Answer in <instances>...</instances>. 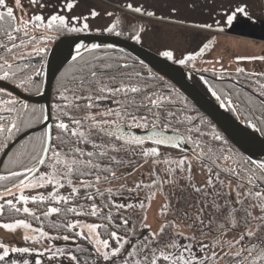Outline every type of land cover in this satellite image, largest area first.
I'll list each match as a JSON object with an SVG mask.
<instances>
[{
  "label": "snow or ice",
  "instance_id": "obj_1",
  "mask_svg": "<svg viewBox=\"0 0 264 264\" xmlns=\"http://www.w3.org/2000/svg\"><path fill=\"white\" fill-rule=\"evenodd\" d=\"M33 7H48L41 3V0H28ZM14 4V6H13ZM76 7V0H62L60 11L54 12L47 17L42 14H32L27 19L24 18L27 13L24 11L22 0H0V81L10 82L16 89L28 93L35 89L39 92V86L33 76L28 73L31 65L26 61V57L33 54L41 55L47 51L46 47L36 46V42H47L57 35L64 33H87L91 31L87 22L89 16H66L61 12L71 13ZM127 9L133 13L143 14L153 17V11H147L143 6L134 7L131 3L126 5ZM20 10V16H17L16 10ZM175 11V9H173ZM237 13L248 15L244 7L237 6L235 12L227 15V24L231 25L236 18ZM95 18L99 13L92 10L89 14ZM107 15L111 16L112 13ZM163 19V17H159ZM180 23H183L181 21ZM219 23V22H217ZM121 20L117 18L104 31L114 33L116 36H123L126 33L123 30L118 31ZM193 28L211 29L212 25L207 23H194ZM43 30L39 37L35 35ZM134 34L130 38L136 43L141 42L142 27L131 26ZM212 41L204 43L198 51L192 54H182L177 58L173 50H162L159 55L167 61L174 64L188 67L198 57H202L211 46ZM31 47L30 52L24 50ZM112 49V44H87L84 42L75 43V54L71 55V61L74 66L82 62V66L76 68L79 75L73 73L69 78L74 82L72 87H63L58 89V99L63 104L53 105L56 116L53 118L51 113L44 105H30L19 96L6 92L0 87V151L8 147V142L12 141L22 131L37 126H43L38 133L27 137L26 140L14 151L5 162L7 174L0 175V182H11L9 187L7 183L0 185L3 191L0 197L11 196L13 199H6L0 203V216L5 211L12 215L24 214L33 220L40 221L41 217L27 207L29 202L36 204L63 205V207L49 206L42 213L44 219L52 215L66 217L69 214L76 216L97 217L101 223H84L79 220L74 222H51L49 227L54 230L64 229L66 232H72L73 237L65 234L63 236L50 235L43 226L33 227L26 219H16L14 222H0V229L11 234V239H22L26 246H15L0 240V264H43L44 257L47 256L49 264H54L60 257L80 264V257L73 254L72 251L65 248L56 247L52 241L63 239L68 241L73 238H83L92 245V252L87 248L77 246V251L82 254L84 264H99L102 260L104 264H219L220 260H225L227 264H264V160L251 157H240L233 153L231 149L225 148L224 138L216 133L213 127L209 132L201 130L200 126L193 123L194 117L184 115L180 119L177 112L171 109L176 104V100L171 93L152 91L147 89L149 85L147 80L158 79L154 75L144 76L141 72L127 73L120 72L122 68H128L127 63L116 64L107 63L112 59L107 54L92 55L91 59H85L83 53L94 54L101 48ZM122 59V58H121ZM245 59V58H237ZM247 59H261L264 56L251 57ZM102 61H105L102 63ZM99 69L100 71H97ZM107 70H114L120 76L119 86H116V74L110 76L108 80L103 77ZM150 72V70H149ZM236 74H246L245 69L237 67ZM35 75L39 76L40 71L35 70ZM225 75L231 76L221 68V75L217 79L222 80ZM248 76H256V73H247ZM264 76V74H260ZM203 79V78H202ZM127 81V82H126ZM67 83V81H65ZM260 88L259 95L264 97V83L255 81ZM204 84L208 85L207 91L219 103V107L230 111L236 115L238 120H242L246 126L254 131L264 135V127L258 126L250 117L242 115V109L232 99V95L224 90L214 88L207 80ZM158 86V85H157ZM155 87V86H154ZM230 87L236 88L233 84ZM87 91L89 95H77V92ZM235 92L239 99L241 92ZM72 96L69 97L68 93ZM137 96H140L137 102ZM6 97V98H5ZM122 97V99H116ZM246 103L253 106L255 110V98L245 94ZM112 99L116 107L104 106L103 110L92 112L94 108H100L97 101ZM80 100H86L87 103L81 105ZM260 106L264 108V99L260 100ZM88 109L83 118L73 116L67 109L81 107ZM187 105H185V108ZM140 109H145V114L138 115ZM183 109L181 110V113ZM68 119V123L64 118ZM97 117H101L98 119ZM54 119V123L51 122ZM264 125V112L255 118ZM205 123L201 119V125ZM176 125H185L184 133ZM142 129L145 134L137 135L133 130ZM55 130V134H54ZM171 132V134H169ZM196 135H193V134ZM210 136L209 141L203 137ZM146 142H150L151 147H145ZM212 142H220L219 147H214ZM182 144L192 146V157L200 161L207 170L209 176L205 186H197L192 182V162L188 156L179 160H171L165 156L160 160V148L171 147L178 148ZM80 145H90V151H87ZM139 149L137 153L135 149ZM129 152L131 155H140L145 163L151 159L153 164L151 176L154 177L151 183L145 184L142 180L137 182L133 188L126 190L139 192L147 189L145 196L146 204L142 200L139 204H118L112 200L113 196H119L123 193L126 186L113 192L111 188L101 189V183H108L113 179H121L117 176V168L112 165L132 166V161H125L118 157L120 152ZM107 160L105 164L103 161ZM164 163L168 165L164 171L167 178L160 179L156 171V165ZM20 170H12V168ZM142 166V165H141ZM187 166V168L185 167ZM41 168L47 171H41ZM186 176L181 178L189 182V186L197 194L207 195L206 188L215 187L219 184L221 188L227 187V193L216 192L212 200V212H208V204L197 199L196 203L201 207L197 213L196 221L187 224V228L192 230L196 228V222L205 225L204 215L207 213L208 221L204 228L200 229L201 237L212 235L210 243L205 244L202 240H197L196 236L187 235L179 231V225L176 219L164 220L157 231H152L151 226L141 222L140 228L135 225L130 227V217L120 216V223L114 220L115 215L120 214V210L140 209L146 213L151 201L155 199L157 192L165 195L160 215H172L176 217V212L172 210L170 202L167 201L163 187L166 184H172L178 187V178L176 172ZM221 176L227 178L221 179ZM235 180V188L231 182ZM69 187L71 191L68 195L61 194L60 189ZM51 187L52 191L46 195L37 193L35 195H25V190H37ZM80 188H84V199L92 201L89 205L69 206L75 199L80 198ZM16 189V192H13ZM240 189H244L243 192ZM91 190V191H89ZM184 191V189H181ZM235 192L237 199L231 200V194ZM107 194V197H106ZM227 195L229 198L224 204L217 202L216 197ZM99 196L102 205L95 203ZM177 199V203H179ZM15 201V202H14ZM245 201L248 203L246 204ZM18 205H21L18 207ZM103 208H107L105 213ZM258 208L260 215H253V209ZM188 220L187 212H182L180 217ZM147 216H144V220ZM255 221V223H253ZM173 229V239L169 242H162L161 237L165 235L166 229ZM123 230L126 235H120ZM213 228L215 232H213ZM76 229H80L76 231ZM143 229H148V234L143 235ZM22 232V235H21ZM232 233V239L221 240L220 237ZM107 237V238H104ZM175 237H182L189 241L181 245ZM47 241L48 243H45ZM110 241L115 242L113 246ZM192 241H195L199 247L194 250ZM156 245V246H153ZM39 246V247H37ZM219 248L217 252L215 249ZM212 249L209 254L208 249ZM196 251L202 253L197 256ZM35 256L34 259L31 257Z\"/></svg>",
  "mask_w": 264,
  "mask_h": 264
},
{
  "label": "rangeland",
  "instance_id": "obj_2",
  "mask_svg": "<svg viewBox=\"0 0 264 264\" xmlns=\"http://www.w3.org/2000/svg\"><path fill=\"white\" fill-rule=\"evenodd\" d=\"M24 4V11L27 15L24 16L25 19L32 14H42L48 16L54 12L60 11L62 8V0H41V3L48 5V7L40 8L39 6L33 7L29 4L28 0H22ZM131 3L134 7L143 6L147 11H153L155 15L153 17H148L143 14L133 13L127 9L126 5ZM14 6V4H13ZM237 6L244 7L248 15L242 13H237L236 18L234 19L231 25L227 24V15L235 12ZM175 9V11H173ZM92 10H95L99 15L95 18H92L89 14ZM112 13L111 16L107 15ZM17 16H20V10H16ZM66 16H89L87 22L90 25L91 31L87 33L80 34H109L104 31L108 26H110L117 18L121 20V25L118 27V31L123 30L126 35L121 37L130 38L132 33L131 26L134 24L137 28L142 27L144 31L141 33V42L134 43L139 44L150 51L159 55L162 50L170 49L173 50L177 58H181L182 54H192L199 50L204 43L212 41L211 46L207 49L202 57H198L195 61L189 64L188 69L200 74L209 84H213L209 78H205L210 75H215L218 77L221 75V68L225 71H233L237 67L245 69V73H256V76H251V79H258L260 83H264V60L261 59H247L251 57H261L264 56V0H76V7L71 13L61 12ZM159 17H163L160 19ZM183 21V23H180ZM219 22V23H217ZM194 23H207L211 24V29H200L191 27ZM43 30L35 33L37 37L40 36ZM50 35H57L51 33ZM77 35L76 33H64L57 36H69ZM109 35H115L114 33ZM54 43V39H50L47 42H36V46L46 47L47 51L41 55L33 54L31 57H26L25 62L41 60L44 64L34 65L29 63L31 67L27 70L35 79L38 80L37 84L39 88H42L43 77H44V66L45 60L49 48ZM31 45L26 48L25 52L31 51ZM245 58V59H237ZM182 66V65H181ZM185 67V66H184ZM35 70L40 71V75H35ZM136 72H141L142 74H148L145 69H138ZM246 74H241L242 76ZM155 82V81H154ZM205 85V84H204ZM201 86V85H200ZM259 87L258 85H256ZM153 91L163 92L165 94L171 93L176 104L171 107L170 110L178 113L180 119H183L184 115H190L194 119L193 123L201 127V130L204 132H209L215 126L212 124L204 123L201 125L202 115L196 111V108L191 107V105L186 102V98L182 95H179L177 90L175 91L172 87L164 86H152ZM34 90V89H33ZM33 90L31 92H33ZM232 95V98L236 101L237 104L246 105L245 108H251L252 113L256 110H253V106H250L246 103L245 95H240L237 99L234 92H229ZM181 94V93H180ZM101 105L100 108L92 109V112H98L103 110V104L100 101H97ZM256 104V101H255ZM185 105L187 107L185 108ZM240 105V104H239ZM243 109L244 106H241ZM116 107V106H108ZM255 107V106H254ZM174 108V109H173ZM177 108L179 109L177 111ZM183 112L181 113V110ZM71 112L72 115L79 111V109L71 108L67 109ZM80 112V111H79ZM88 112V109H81L79 113L80 116L84 117ZM246 113V112H245ZM234 114V113H233ZM247 114V113H246ZM235 115V114H234ZM247 116H249L247 114ZM100 119L101 117H97ZM200 120V122H199ZM205 121V120H204ZM185 129V125H182ZM34 128V127H33ZM216 133L220 134L226 144L223 146L225 148L231 149L233 153L239 154L240 157H243L241 153L234 148L231 143L224 137V135L214 127ZM29 129V128H28ZM31 129V128H30ZM184 129L181 133H184ZM137 131H144L142 129H134ZM193 135H196L195 133ZM205 141L210 140V136L203 137ZM214 147H219L220 142H212ZM152 145L146 144L145 147H151ZM191 146V145H189ZM192 147V146H191ZM138 153L139 149H135ZM160 160L163 161L165 156L169 157L171 160H179L184 156H188L192 162V182L197 186H205L208 180V172L201 164L200 161L195 160L190 157L187 153L182 154L179 151L160 148ZM119 158L127 161H132V166H118L117 176L122 177L121 179H113L108 183H101L99 187L103 189L111 188L113 192L117 191L121 185H125L126 188L123 193L119 196H113L112 200L118 204H139L142 200L147 204L148 201L145 200V196L148 193L147 189L140 190L139 192L129 193L126 189L133 188L135 184L139 181H143L145 184L151 183L153 176L150 175L153 169V164L151 159L145 163L144 159L140 155H131L129 152H120L118 154ZM142 165V166H141ZM168 165L160 163L156 165V171L160 179H166L167 175L164 169ZM187 168V166H185ZM17 169V168H13ZM43 171H47L44 169ZM188 175L187 172L184 174L179 171L176 172L178 178V187H174L172 184H166L163 187V192L166 194L167 201L170 202V207L172 210L179 209L180 211L176 212V217L172 215L161 216L160 211L165 203V195H162L160 192H157L154 200L151 201L150 206L147 208L146 213L142 212L140 209L135 210H124L121 209L120 212L122 216L130 217V221L133 225L137 222L139 229L141 222L146 223L151 226L152 231H157L160 225L164 220L176 219V223L179 225V231L184 232L187 235H195L197 240H202L203 243L208 244L213 239L212 235L201 237L200 229L204 228L207 225L208 215H204L205 225H200L196 222V229H188L187 224L196 221L197 213L201 207L200 204L196 203L198 197L200 200L208 204V212H212V200L216 192H224L225 188H221L220 185L206 188L207 195L203 192L197 194L189 186V182L181 178L182 176ZM226 178L221 176V179ZM225 183H228L227 178ZM232 185V182H231ZM184 189V191H181ZM229 191V190H228ZM183 197L185 199H183ZM187 197V198H186ZM179 203H177V199ZM218 197H216V200ZM187 212L189 215L188 220H183L180 218L182 213ZM147 216V219L144 220V216ZM85 223V222H84ZM80 229H77L79 231ZM214 230V228H213ZM173 229L171 227L166 229V233L161 237L162 242H169L173 239L172 236ZM143 234H148V229H143ZM22 235V232H21ZM228 235V234H227ZM11 234H8L6 231L0 229V240L7 242L9 244H14L15 246H26L25 242L22 239H11ZM166 237V241H165ZM168 239V241H167ZM179 240L181 245L188 243L182 237H175ZM224 240V239H221ZM47 243V242H45ZM194 250L199 247V245L192 241ZM57 243H55V246ZM156 246V245H153ZM39 247V246H37ZM217 252L219 248L215 249ZM212 249H208L209 254ZM196 255L200 256L202 253L196 251ZM35 256L31 257L34 259ZM74 264V262L68 260L65 257H60L54 264ZM223 259L219 261V264H223ZM43 264H49L47 256L44 257Z\"/></svg>",
  "mask_w": 264,
  "mask_h": 264
},
{
  "label": "water",
  "instance_id": "obj_3",
  "mask_svg": "<svg viewBox=\"0 0 264 264\" xmlns=\"http://www.w3.org/2000/svg\"><path fill=\"white\" fill-rule=\"evenodd\" d=\"M52 36L56 38V41L49 48L46 56L43 85L39 93L35 95H25L14 86L4 81H0V87H3L6 91L11 92L15 96H19L27 103L44 105L49 113H51L50 99L53 82L60 71L72 62L70 54H75V43L112 44L113 48L110 50H118L130 55L150 70L172 83L195 106V108L203 113L218 128L224 137L243 156L264 160V138L258 132L246 127L241 120L235 118L230 111L221 109L219 103L207 91L208 85H204L203 88L198 84L196 78L202 80L203 84L205 80L200 74L184 66L167 61L165 58L139 44L114 35L77 34L69 36ZM103 49L102 47L100 50ZM42 127L41 125L32 128L13 140L0 156V168L8 153L18 142L33 135V133L39 132ZM133 131L137 135L145 134L144 131ZM169 134H171V132H169ZM146 144H150V142H146ZM161 148L178 150L192 157V147L187 144H182L178 148L164 146ZM2 191L3 189L0 190V192Z\"/></svg>",
  "mask_w": 264,
  "mask_h": 264
},
{
  "label": "trees",
  "instance_id": "obj_4",
  "mask_svg": "<svg viewBox=\"0 0 264 264\" xmlns=\"http://www.w3.org/2000/svg\"><path fill=\"white\" fill-rule=\"evenodd\" d=\"M116 36V35H115ZM119 38H122V39H126V40H129L131 41L130 39L128 38H124V37H121V36H117ZM134 42V41H133ZM104 54H107L109 57H112V59H110L109 61H106L107 63H112L114 68H115V65L116 64H124V63H127L128 65H130V67L128 68H122L120 69V72H127V73H135L136 70L138 71V69H145V71L148 73V74H144V76H148V75H154L155 77H157L158 79H149L147 80V84L149 85L148 87V91L149 92H152L153 89L151 88L152 86H164V85H167L168 87H172L175 91L177 90V92L179 91L172 83H170L168 80H166L165 78H163L162 76L158 75L156 72L150 70L148 67H146L144 64H142L141 62H139L138 60L134 59L133 57H131L130 55L124 53V52H121V51H118V50H110V49H103V50H98L96 53L94 54H89V53H84L83 55L85 56V59H91V56L92 55H104ZM122 58V59H121ZM42 60V59H41ZM41 60H34V61H29L28 63H32L34 65H37V64H44L43 61ZM105 61H102V63H104ZM82 66V62L78 63L76 66L73 65V63H69L66 67H64L60 73L57 75L56 79L54 80L53 82V86H52V93H51V100H50V103H51V113H52V117L54 118L56 116V111L54 110L53 108V105L55 104H63L64 102L59 100L58 99V96H59V92H58V89H62L63 87H72L74 86V82L69 78L73 73L79 75V73L76 71V68ZM150 70V72H149ZM97 71H100L99 69H97ZM116 74L114 72V70H107L105 72V75L103 77L104 80H108V78L112 75ZM232 80H228L227 83H224L225 87L228 89V90H235V92L239 91L237 88H232L230 87L231 84L230 82L232 81L234 84L238 85L240 83H242V80H243V76L239 74V76L235 73V74H231V76H226ZM65 81H67V83H65ZM119 81H120V76L118 74H116V86H119ZM155 81V82H154ZM38 82V80H37ZM36 82V83H37ZM127 82V81H126ZM224 82V81H223ZM226 82V81H225ZM238 83V84H237ZM243 86V85H242ZM238 87V86H237ZM231 88V89H230ZM41 89L39 88V91ZM231 90V91H233ZM33 92H37L35 89L33 90ZM180 92V91H179ZM178 92V93H179ZM234 92V93H235ZM31 93V92H30ZM181 93V92H180ZM179 95H183L182 93ZM77 95H82V96H87L89 95V93L87 91H84V92H77L76 93ZM247 93L245 92H241L240 95H245ZM69 97L71 98L72 96V93L69 92L68 93ZM184 96V95H183ZM247 96L249 97H253L251 96L250 94H247ZM185 97V96H184ZM236 97V96H234ZM186 98V97H185ZM116 99H122V97H116ZM187 99V98H186ZM140 100V96H137V102H139ZM256 101V104H255V112L252 113V110L251 108H245L246 105H241V103H238V105L240 104L241 106H244L242 111V114H245V115H249L251 118L255 119L257 116H260L261 115V112H264V108H262L260 106V103L258 102L257 99H255ZM101 104H103V106H116L114 103H112V99H106V100H102L100 101ZM186 102H188L191 107H194L193 104L187 99ZM78 103H80L81 105H84L87 103L86 100H80L78 101ZM31 105V104H30ZM36 106H39V105H36ZM81 109H84V107L82 106L79 111L81 112ZM174 109V108H173ZM179 109L177 108V111ZM76 112L75 114L76 115H73V116H76L78 118H83L82 116L79 115L80 112ZM145 109H140V111L137 113L138 115H143L145 114ZM173 111V110H172ZM196 111L202 115L203 119L205 120L206 123L208 124H212L213 123L204 115L202 114L199 110L196 109ZM247 114H246V113ZM236 117V115H234ZM65 122L68 123V119L65 117L64 118ZM256 120V119H255ZM257 121V124L258 126L260 127H264V125H261L259 120H256ZM51 122H55L54 119L53 121ZM200 122V120H199ZM241 122H243L241 120ZM244 123V122H243ZM214 126V125H213ZM176 127H179L180 128V131L182 132L184 127L182 125H176ZM215 127V126H214ZM257 132V131H256ZM260 135L261 133L258 132ZM54 134H55V130H54ZM263 138H264V135H261ZM24 142V141H23ZM146 145V144H145ZM149 145V144H148ZM19 144H17L13 149L12 151L9 153V155L7 156V158L5 159V161L3 162V165L1 167V170H0V175H3V174H7L6 173V169H5V162L8 161V158L9 156L14 152L16 151L18 148H19ZM81 147H84L87 151H90L92 150L91 149V146L90 145H80ZM3 151H0V156L2 154ZM103 163L107 164L108 161L105 160L103 161ZM9 167L11 168L12 166L9 165ZM112 167L114 168H117L118 169V166L117 165H112ZM45 168H41V171H43ZM12 170H16V169H13ZM118 172V171H117ZM4 183H7L8 186H11V182H0V185L4 184ZM3 188L0 187V190H2ZM17 190L16 189H13V192H16ZM52 191V188L51 187H47V188H42V189H37V190H25V195H35L37 193H43V194H47L48 192ZM71 191V189L69 187H64L62 189H60V192L61 194H64V195H68V193ZM80 198L78 199H75L72 204H70L69 206H75V205H80V204H84V205H89L90 203H92V201H88L86 199H84V193H85V189L84 188H80ZM91 191V190H89ZM106 197H107V194H106ZM187 198V197H186ZM6 199H13V197L11 196H2L0 197V203H2L4 200ZM183 199H185L183 197ZM15 202V201H14ZM95 203H97L98 205H102V202H101V199L99 196L96 197L95 199ZM21 206V205H18V207ZM27 207H29L30 209H32L35 214L37 216H40L41 217V221L43 222L41 224L40 221H36V220H33L31 217H28L27 215H24V214H17V215H12L10 213H8L7 211H5V214L3 216H0V222H14L16 219H26L28 220L30 223H32L33 227H41L43 226L44 230L49 232L50 235H59V236H63L65 234L69 235L70 237H73V233L72 232H66L64 229H60V230H54L52 229L51 227H49V224L51 222H74V221H81V222H85V223H101V220L98 219L97 217H91V216H76V215H73V214H69L67 215L66 217L64 216H59V215H52L51 217H48L47 219H44L42 213L44 211L47 210V207L49 206H58V207H63V205H56V204H49L48 202H44L43 204H40V203H36V204H33L31 202H29L28 205H26ZM103 211L106 213L108 211L107 208H103ZM113 213H114V220L117 224L120 223V216H122L121 212L119 215H115V210L113 209ZM138 222L135 224L136 228H138L137 226ZM133 224L131 223L130 221V227L132 226ZM112 230H116V231H119V234L120 235H126V233L123 231V230H117L115 228H112ZM77 231V229H76ZM144 235V234H143ZM146 235V234H145ZM104 238H107V237H104ZM161 239V238H160ZM165 241H166V237H165ZM168 241V239H167ZM47 242V241H45ZM48 243V242H47ZM55 243H57L56 247H61V248H65L67 250H70L73 252V254L77 255L78 257H80V264H84V261H83V256L86 255V254H82L80 253L79 251H77V246L79 245L80 247H84V248H87L89 250V252H92V245L89 244L85 239L83 238H73V239H69L68 241H64L63 239H58V240H54L52 241V244L55 246ZM110 243L115 246V242L114 241H110ZM64 264V263H62ZM75 264V262H74ZM91 264V262H90ZM99 264H104V262L101 260L99 262Z\"/></svg>",
  "mask_w": 264,
  "mask_h": 264
},
{
  "label": "flooded vegetation",
  "instance_id": "obj_5",
  "mask_svg": "<svg viewBox=\"0 0 264 264\" xmlns=\"http://www.w3.org/2000/svg\"><path fill=\"white\" fill-rule=\"evenodd\" d=\"M54 39V41H56V39L55 38H53ZM226 73H231L232 75L233 74H235L236 72H233V71H225ZM241 75V74H240ZM226 76H228V75H225L224 76V78L222 79V80H220V79H217V77H215V75H210V76H208L207 75V77L209 78V80L213 83L212 84V86L214 87V88H217V89H224V90H226V91H228V92H230L231 90H233V89H231V90H228L226 87H225V85H224V83H227L228 82V80L227 79H229V80H232V79H230V78H228V77H226ZM251 76H248V75H244L243 76V80H242V83H240V84H238L237 86L238 87H236L239 91L241 90V89H243V91L242 92H245V93H247V94H250L251 96H253L255 99H257L258 100V102H260V100L261 99H264V97H261L260 95H259V92H260V88L259 87H257L256 85H258L257 83H255V81H259V80H261V78H258V79H251L250 78ZM35 81L37 82V79H35ZM224 81V82H223ZM226 81V82H225ZM6 83H8V84H10V85H12V86H14L13 84H11L10 82H6ZM231 84H234L232 81L230 82ZM243 85V86H242ZM15 87V86H14ZM20 92H22L23 94H25V95H34V94H36V93H38V92H28V93H25V92H23V91H21L20 89H18ZM6 91V90H5ZM6 92H8V91H6ZM232 92H235V90H233ZM13 95V94H12ZM15 96V95H14ZM6 98V97H5ZM233 99V98H232ZM234 100V99H233ZM234 101H236V100H234ZM242 112H244V111H242ZM232 113V112H231ZM242 114V113H241ZM242 115H245V114H242ZM245 116H247V115H245ZM253 119V118H252ZM254 120V122H256L257 123V121L255 120V119H253ZM244 125L246 126V124L244 123ZM247 127V126H246ZM30 129V128H29ZM28 129H26V130H24V131H22L18 136H20L22 133H24V132H26ZM18 136H16L14 139H16ZM13 139V140H14ZM27 139V138H26ZM26 139H24V140H26ZM12 140V141H13ZM24 140H22V141H20L18 144L19 145H21L22 143H23V141ZM12 141H10V142H8V144H10ZM9 155V154H8ZM7 155V156H8ZM242 155V154H241ZM7 156H6V158H7ZM243 156V155H242ZM243 157H245V156H243ZM5 158V159H6ZM12 168V167H11ZM1 170V169H0ZM16 170H20V169H16ZM223 179H226V178H223ZM219 184H216V186H218ZM235 185H236V182H235V180H232V187L233 188H235ZM228 188H226L225 189V191L224 192H222V193H227L228 192ZM240 191L241 192H243L244 191V189H240ZM229 197L227 196V195H224V194H222V195H220V196H218V199H217V202L218 203H220V204H224L225 203V201L228 199ZM237 199V197H236V195H235V192H232V194H231V200H233V201H235ZM245 203L247 204L248 202L247 201H245ZM253 211V215H260V210L258 209V208H256V209H253L252 210ZM182 213V212H181ZM182 221V220H181ZM253 223H255V221H253ZM195 230H197L196 228H195ZM213 232H215V229L213 230ZM261 235H264V231H262V233H261ZM232 236H233V234L232 233H228V235H226V236H222V237H220V239H232ZM224 261V263L223 264H227V262L225 261V260H223Z\"/></svg>",
  "mask_w": 264,
  "mask_h": 264
},
{
  "label": "bare ground",
  "instance_id": "obj_6",
  "mask_svg": "<svg viewBox=\"0 0 264 264\" xmlns=\"http://www.w3.org/2000/svg\"><path fill=\"white\" fill-rule=\"evenodd\" d=\"M196 80H197L198 84L204 88V84H203L202 80H198V78H196Z\"/></svg>",
  "mask_w": 264,
  "mask_h": 264
}]
</instances>
